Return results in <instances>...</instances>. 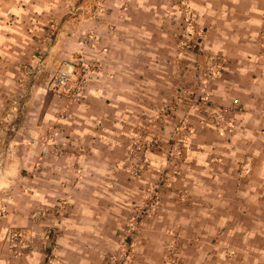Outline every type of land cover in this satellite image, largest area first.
I'll return each mask as SVG.
<instances>
[{
	"label": "rangeland",
	"instance_id": "1",
	"mask_svg": "<svg viewBox=\"0 0 264 264\" xmlns=\"http://www.w3.org/2000/svg\"><path fill=\"white\" fill-rule=\"evenodd\" d=\"M62 4L66 13L34 30L31 58L0 94V218L33 222L3 226L0 257L186 264L188 243L201 241L191 233L199 228L194 220L224 231L226 214L238 237V205L253 211V202L208 182L225 181L219 168L235 182L244 107L234 76L223 82L231 62L207 47L208 29H201L194 3ZM263 29L264 14L258 62L264 61ZM68 61L75 66L71 80L57 86L56 74ZM207 152L232 158L210 161ZM15 233L22 235L18 243L11 240ZM211 241L233 251L230 258L240 254L222 234Z\"/></svg>",
	"mask_w": 264,
	"mask_h": 264
},
{
	"label": "crops",
	"instance_id": "2",
	"mask_svg": "<svg viewBox=\"0 0 264 264\" xmlns=\"http://www.w3.org/2000/svg\"><path fill=\"white\" fill-rule=\"evenodd\" d=\"M191 1L199 14L201 29H208L207 47L224 55L228 64L231 62L228 73L223 75V82L229 83L230 77L234 76V94L244 107L236 135L240 152H236L235 157L240 165L235 182L233 177H227L229 172L225 168H219L218 172L225 181H209L208 184L238 190V196L251 200L255 209L250 211L244 204L238 205L240 209L235 226L239 238L236 231L230 230L233 226L230 215L223 216L224 231H209L203 219L197 217L194 221L198 222L199 228H194L191 233L193 238L201 241L192 245L188 243L186 264H264V61L257 60L264 0ZM62 2L64 0H0V94L8 89L7 86H12L10 78L19 75L21 63L31 58L35 46L33 38L37 35L34 30L54 20L55 13H66L68 8L61 5ZM138 8L139 12L144 11V8ZM207 155L210 161L224 158L226 164L225 159L232 158L230 152H207ZM248 168L252 175L246 174ZM216 171L217 168L210 169L208 174ZM247 189L250 194L245 192ZM258 190H262L261 195L256 193ZM224 201L228 208L229 201ZM246 222H250V227L243 226ZM32 224L28 219L13 215L0 218V241L3 226L11 230L29 228ZM218 233L229 239L233 243L231 246L240 254L230 258L228 254L233 251L221 244L214 245L211 240ZM0 264H43V258L37 253H30L22 260H10V255H1Z\"/></svg>",
	"mask_w": 264,
	"mask_h": 264
},
{
	"label": "built area",
	"instance_id": "3",
	"mask_svg": "<svg viewBox=\"0 0 264 264\" xmlns=\"http://www.w3.org/2000/svg\"><path fill=\"white\" fill-rule=\"evenodd\" d=\"M177 1L182 6H185V0H177ZM189 23H190V27L193 28L194 20H192ZM189 33L192 35L193 32H189ZM74 69H75V66H74V64L71 61L64 62L62 68L56 74V84H57V86H62V87L67 86V84L71 80V72ZM21 237H22L21 234L15 233V234L11 235V240L13 242L18 243V242L21 241Z\"/></svg>",
	"mask_w": 264,
	"mask_h": 264
}]
</instances>
